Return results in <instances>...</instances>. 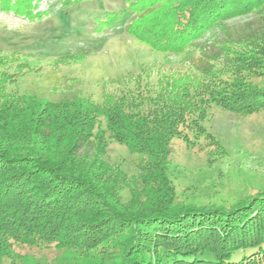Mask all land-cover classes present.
I'll use <instances>...</instances> for the list:
<instances>
[{
  "label": "rangeland",
  "instance_id": "obj_1",
  "mask_svg": "<svg viewBox=\"0 0 264 264\" xmlns=\"http://www.w3.org/2000/svg\"><path fill=\"white\" fill-rule=\"evenodd\" d=\"M126 1L12 0V11L0 9V107L23 108L30 98L61 104L75 98L85 108L142 103L148 114L156 106H198L209 100L207 92L221 96L264 87V63H256L264 58L254 35H261L264 19L258 11L218 23L186 43L179 33L192 23L195 0H149L135 22L100 29V20L112 12L122 16ZM207 105V121L189 116L180 127L187 142L175 138L162 157L165 177L157 174L161 156L133 153L100 129L82 151L103 157L108 201L134 211L163 185L171 189L172 207L230 208L264 190V111L236 115ZM29 118L18 119L19 125L28 128ZM124 226L92 256L111 264L124 255V240L137 230L132 222ZM12 253L16 262L65 264L74 250L13 244Z\"/></svg>",
  "mask_w": 264,
  "mask_h": 264
},
{
  "label": "trees",
  "instance_id": "obj_2",
  "mask_svg": "<svg viewBox=\"0 0 264 264\" xmlns=\"http://www.w3.org/2000/svg\"><path fill=\"white\" fill-rule=\"evenodd\" d=\"M10 1L0 0V9L12 11ZM148 3L127 0L122 16L112 12L108 20H100L99 28L130 18L135 22L139 8ZM195 4L192 23L179 33L184 43L228 19L254 11L264 15V0H195ZM25 10L27 7L22 8ZM259 31L260 36L254 34L260 39L256 46L264 49V19ZM256 63H264V58ZM207 95L209 100H201L198 106L172 104L178 107L173 110L156 106L148 114L143 112L142 103L85 108L75 98L63 104L30 98L19 104L23 108L0 107V264L5 260L39 264L24 258L16 262L13 244H55L74 250L65 264H109L91 252L121 234L124 225L129 227L131 222L136 234L124 240V255L111 264H264V190L230 208H175L171 189L162 185L160 192L148 194L147 203H141L139 209L136 204L134 211L124 210L120 202L108 201L110 195L102 186L108 175L103 157L93 159L82 151L105 127L112 140L133 153H145L146 158L161 156L157 174L165 177L162 161L172 140L183 137L187 142L180 127H185L189 116L207 121L209 101L217 109L236 115L264 111V87ZM26 115L31 121L28 128L18 121Z\"/></svg>",
  "mask_w": 264,
  "mask_h": 264
}]
</instances>
